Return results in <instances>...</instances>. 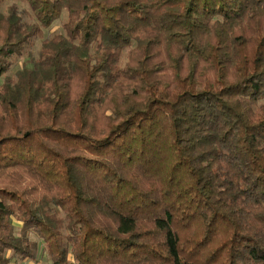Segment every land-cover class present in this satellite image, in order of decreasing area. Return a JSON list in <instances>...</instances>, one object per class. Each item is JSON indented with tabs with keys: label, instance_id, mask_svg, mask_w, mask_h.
Segmentation results:
<instances>
[{
	"label": "trees",
	"instance_id": "trees-1",
	"mask_svg": "<svg viewBox=\"0 0 264 264\" xmlns=\"http://www.w3.org/2000/svg\"><path fill=\"white\" fill-rule=\"evenodd\" d=\"M31 235L47 264H264V0H0V264Z\"/></svg>",
	"mask_w": 264,
	"mask_h": 264
},
{
	"label": "rangeland",
	"instance_id": "rangeland-1",
	"mask_svg": "<svg viewBox=\"0 0 264 264\" xmlns=\"http://www.w3.org/2000/svg\"><path fill=\"white\" fill-rule=\"evenodd\" d=\"M9 4L12 3V2H8ZM19 7L22 11H24L26 13V19L28 21H31L32 20V17L30 15V12L27 8L26 5L24 4H19ZM61 32V21H57L49 30L47 31H44V36L46 37L47 35L49 34H54V33H60ZM39 43L40 41H36V46H35V49H34V52L36 53V51L38 50V47H39ZM21 62H18L17 63V66L15 69H20L21 68ZM30 68V66H28ZM31 240L33 242H36V247L34 249V259L31 260V261H27L26 263H23V264H47L48 263V258L46 256V253L44 252V248H43V245L42 243L39 242L38 238L34 235H31Z\"/></svg>",
	"mask_w": 264,
	"mask_h": 264
}]
</instances>
